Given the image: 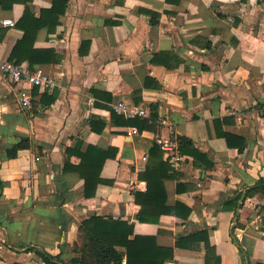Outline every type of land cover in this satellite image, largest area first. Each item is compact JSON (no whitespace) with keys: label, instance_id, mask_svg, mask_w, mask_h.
Returning <instances> with one entry per match:
<instances>
[{"label":"crops","instance_id":"obj_1","mask_svg":"<svg viewBox=\"0 0 264 264\" xmlns=\"http://www.w3.org/2000/svg\"><path fill=\"white\" fill-rule=\"evenodd\" d=\"M27 1L39 17L53 0ZM66 1L55 31L40 29L34 42L56 55L34 66L54 88L17 84L0 71V264H72L79 228L91 216L126 221L135 235L174 248L165 264H206L207 247L210 264H264V196L245 197L264 179V0ZM23 2L0 0V63L23 35L2 20L16 24ZM146 78L159 87H145ZM21 89L30 108L20 102ZM119 101L155 107L156 118L132 134L113 115ZM93 119L101 132L92 131ZM170 130L192 140L211 165L180 153L184 160L171 165L175 178L164 181L156 209L182 204L189 217L162 213L157 224L142 223L133 193H145L146 182L138 173L154 135ZM21 138L31 147L9 158ZM89 146L114 148L116 156L101 172L113 184L85 198L83 179L64 166L81 161L67 150ZM199 233L205 239L191 247L175 246Z\"/></svg>","mask_w":264,"mask_h":264},{"label":"trees","instance_id":"obj_2","mask_svg":"<svg viewBox=\"0 0 264 264\" xmlns=\"http://www.w3.org/2000/svg\"><path fill=\"white\" fill-rule=\"evenodd\" d=\"M25 10L22 17L17 21L15 26L23 32L22 37L15 43L9 61L16 64L27 62L30 69H34L35 65L47 64L56 62V55L52 50L38 51L34 48L36 34L42 28H46L50 33L54 32L58 23L59 17L65 12L67 7L66 0H53L52 5L48 9L41 10L39 17H35L31 11L27 0H23ZM4 7H7L4 5ZM10 7V5L8 6ZM145 87L158 88L159 85L151 78H146ZM94 96L99 95L93 92ZM54 96H52L53 100ZM113 113V112H112ZM115 117L121 120L123 126H134L138 131L145 129L149 124L145 118H124L113 113ZM156 118L155 107L151 109L148 120L151 122ZM99 124V122H98ZM92 131L101 132L103 124L97 127V121L91 120ZM228 143L230 136L226 133L221 134ZM31 147L29 138H21L12 149L8 150L9 158L16 157L19 150L28 149ZM243 145H239V151ZM178 149L182 155L192 157L196 163L209 166V162L202 152H200L189 138L178 137ZM68 155L77 153L81 159L78 166H69L68 163L64 166V171L71 170L77 172L79 177L84 181V197L91 198L100 184H113V180L103 179L101 177L102 167L106 159L115 158L116 150L109 148L101 150L95 147H88L84 153L75 152L74 149L67 150ZM162 151L153 141L147 151V162L145 167L139 171L138 179L146 182L145 193L134 192V201L140 205V210L137 213V220L142 223L157 224L162 213H169L179 218L186 219L190 215V209L182 204H177L176 208L157 209V199L159 196L165 198L164 181L175 178V171L171 165L162 158ZM256 194L264 196V179L260 178L254 186L246 191L245 197H251ZM241 194L235 197V203L240 199ZM235 204V205H236ZM154 208V214L153 213ZM199 233L194 236H183L176 240L175 246L180 248L191 247L187 244L198 239V236L203 237ZM123 248L124 252L118 250ZM74 252L78 257L72 259V264H165L168 261L174 260V248L161 247L157 245L154 236H138L134 234V226L120 219L104 218L99 216H91L84 220L79 228L78 243L74 244ZM213 255V249L207 247L205 262L210 264L209 255ZM44 259L51 258L40 252ZM215 264H220V259H216Z\"/></svg>","mask_w":264,"mask_h":264},{"label":"built area","instance_id":"obj_3","mask_svg":"<svg viewBox=\"0 0 264 264\" xmlns=\"http://www.w3.org/2000/svg\"><path fill=\"white\" fill-rule=\"evenodd\" d=\"M2 24L8 27L15 26V22L11 19L2 20ZM0 71L17 84L26 83L31 87H39L43 90H51L55 86V81L52 77L41 68L30 69L25 64H16L12 61H5L0 63ZM18 95L22 106L30 108V94L24 89H21L19 90ZM112 109L117 114L122 115L127 119L135 117L147 119L151 113L149 106L143 104H130L125 101L114 103ZM129 131L132 134H138V129L134 126L131 127ZM153 139L170 165L177 166L184 160L179 152L178 139L174 130H170L167 135H163L160 132L156 133Z\"/></svg>","mask_w":264,"mask_h":264}]
</instances>
